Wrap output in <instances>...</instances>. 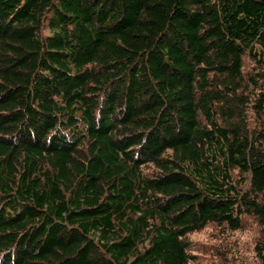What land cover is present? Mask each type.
<instances>
[{
    "label": "trees",
    "instance_id": "16d2710c",
    "mask_svg": "<svg viewBox=\"0 0 264 264\" xmlns=\"http://www.w3.org/2000/svg\"><path fill=\"white\" fill-rule=\"evenodd\" d=\"M247 218L264 264V0H0V264H189Z\"/></svg>",
    "mask_w": 264,
    "mask_h": 264
},
{
    "label": "rangeland",
    "instance_id": "374dc122",
    "mask_svg": "<svg viewBox=\"0 0 264 264\" xmlns=\"http://www.w3.org/2000/svg\"><path fill=\"white\" fill-rule=\"evenodd\" d=\"M260 226L247 218L240 230L223 235L215 225L190 233L192 258L189 264H252Z\"/></svg>",
    "mask_w": 264,
    "mask_h": 264
}]
</instances>
